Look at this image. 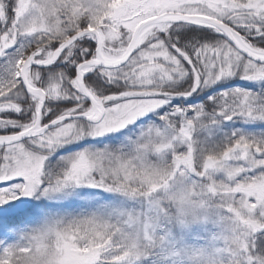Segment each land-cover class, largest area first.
Returning a JSON list of instances; mask_svg holds the SVG:
<instances>
[{"label":"snow or ice","instance_id":"6c2138e0","mask_svg":"<svg viewBox=\"0 0 264 264\" xmlns=\"http://www.w3.org/2000/svg\"><path fill=\"white\" fill-rule=\"evenodd\" d=\"M0 264H264V0H0Z\"/></svg>","mask_w":264,"mask_h":264},{"label":"rangeland","instance_id":"374dc122","mask_svg":"<svg viewBox=\"0 0 264 264\" xmlns=\"http://www.w3.org/2000/svg\"><path fill=\"white\" fill-rule=\"evenodd\" d=\"M241 83H243V82H241Z\"/></svg>","mask_w":264,"mask_h":264}]
</instances>
